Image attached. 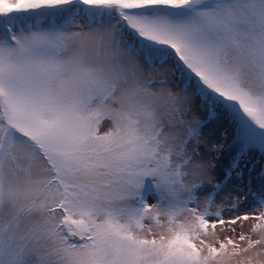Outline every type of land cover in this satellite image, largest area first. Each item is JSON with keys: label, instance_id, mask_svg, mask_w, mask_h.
<instances>
[{"label": "snow or ice", "instance_id": "6c2138e0", "mask_svg": "<svg viewBox=\"0 0 264 264\" xmlns=\"http://www.w3.org/2000/svg\"><path fill=\"white\" fill-rule=\"evenodd\" d=\"M193 95L264 138V0H0V264H264V203L197 191Z\"/></svg>", "mask_w": 264, "mask_h": 264}, {"label": "rangeland", "instance_id": "374dc122", "mask_svg": "<svg viewBox=\"0 0 264 264\" xmlns=\"http://www.w3.org/2000/svg\"><path fill=\"white\" fill-rule=\"evenodd\" d=\"M24 19L25 16L20 14V22ZM145 71L156 79L167 76L168 86L173 90L182 87L170 62L164 63L163 67L159 62L152 67L145 63ZM191 116L195 117L192 126L194 138L200 142L195 158L211 165V181L197 190L202 199L210 197L209 210L213 213L219 210L227 219L260 207L264 203V138L245 131L227 111L207 104L199 95L192 97ZM217 146H221L219 151H214ZM153 195L149 183L146 197L152 198ZM209 219L217 218L212 216ZM253 223L251 220L239 221L235 232L225 225L222 235L233 237L240 232L247 233Z\"/></svg>", "mask_w": 264, "mask_h": 264}, {"label": "trees", "instance_id": "16d2710c", "mask_svg": "<svg viewBox=\"0 0 264 264\" xmlns=\"http://www.w3.org/2000/svg\"><path fill=\"white\" fill-rule=\"evenodd\" d=\"M24 22H26V18L24 19Z\"/></svg>", "mask_w": 264, "mask_h": 264}]
</instances>
